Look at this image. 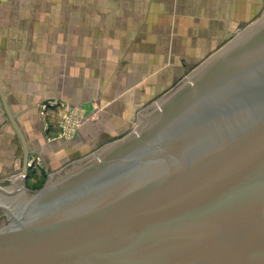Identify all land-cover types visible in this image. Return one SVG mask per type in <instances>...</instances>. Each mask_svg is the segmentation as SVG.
Listing matches in <instances>:
<instances>
[{
    "label": "water",
    "instance_id": "1",
    "mask_svg": "<svg viewBox=\"0 0 264 264\" xmlns=\"http://www.w3.org/2000/svg\"><path fill=\"white\" fill-rule=\"evenodd\" d=\"M189 78L40 192L0 87L24 149L0 182V264H264V14Z\"/></svg>",
    "mask_w": 264,
    "mask_h": 264
},
{
    "label": "crops",
    "instance_id": "2",
    "mask_svg": "<svg viewBox=\"0 0 264 264\" xmlns=\"http://www.w3.org/2000/svg\"><path fill=\"white\" fill-rule=\"evenodd\" d=\"M263 14L264 0H0V87L30 159L40 154L56 172L117 141ZM52 99L104 110L75 141L56 143L39 113ZM23 160L0 99V182Z\"/></svg>",
    "mask_w": 264,
    "mask_h": 264
},
{
    "label": "rangeland",
    "instance_id": "3",
    "mask_svg": "<svg viewBox=\"0 0 264 264\" xmlns=\"http://www.w3.org/2000/svg\"><path fill=\"white\" fill-rule=\"evenodd\" d=\"M245 29H243L239 33L241 34ZM201 66L202 65L200 64L198 67L194 68L191 71V74L195 72ZM191 74H188L185 77V79L188 80V84L192 82L191 79L189 78ZM185 79H183V81ZM170 91L168 92L170 93ZM167 94L168 93H166V95ZM163 97H161L159 100L153 103V104H156L157 110L159 111L161 108L158 102ZM91 105L92 106L90 108L85 109L80 106L72 107L67 102H64L62 100L52 99V100H47V101L42 102L39 107V113L43 120L42 130L44 132V135L48 137V141H54L56 143L57 142L71 143L75 141L77 138L78 132L90 122L98 121L100 114L104 110L102 107H100V104L97 101L92 102ZM146 109H143L142 111H140V113H142ZM138 126H139V118L137 115L133 127L128 131L126 135H124L117 141L105 143L102 146V148H104L105 146L111 145L115 142H118L119 140H122L128 137L132 133L133 134L138 133L136 131ZM94 156L96 157V159L98 158L96 152ZM85 158H82L80 160H83ZM31 159H34V167L31 168V170H29L28 177L24 183V189L28 191H33V192H40L41 190H43V188L46 186V184L49 181V176L59 173L60 171H62L63 169H65L66 167L74 163L72 162L68 164L67 166L61 168L60 170L56 172H52V171H48L47 167L45 166L44 158L42 157V155L35 154L34 157Z\"/></svg>",
    "mask_w": 264,
    "mask_h": 264
},
{
    "label": "built area",
    "instance_id": "4",
    "mask_svg": "<svg viewBox=\"0 0 264 264\" xmlns=\"http://www.w3.org/2000/svg\"><path fill=\"white\" fill-rule=\"evenodd\" d=\"M29 167L30 169L34 167V159H30Z\"/></svg>",
    "mask_w": 264,
    "mask_h": 264
}]
</instances>
